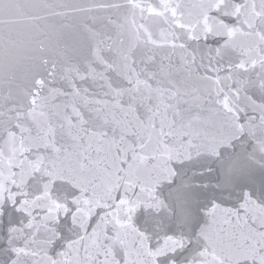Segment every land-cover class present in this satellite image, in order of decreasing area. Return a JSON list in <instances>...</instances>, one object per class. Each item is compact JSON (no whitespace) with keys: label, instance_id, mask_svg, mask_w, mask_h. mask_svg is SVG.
<instances>
[{"label":"snow or ice","instance_id":"obj_1","mask_svg":"<svg viewBox=\"0 0 264 264\" xmlns=\"http://www.w3.org/2000/svg\"><path fill=\"white\" fill-rule=\"evenodd\" d=\"M69 12L0 93V264H264V0Z\"/></svg>","mask_w":264,"mask_h":264},{"label":"water","instance_id":"obj_2","mask_svg":"<svg viewBox=\"0 0 264 264\" xmlns=\"http://www.w3.org/2000/svg\"><path fill=\"white\" fill-rule=\"evenodd\" d=\"M84 0H0V93L13 88L18 77L29 75L37 58L48 55L59 59L65 46L74 43L75 14L69 9ZM43 48V51L41 49ZM11 101L0 94V105L7 111ZM183 189L176 195L182 194Z\"/></svg>","mask_w":264,"mask_h":264}]
</instances>
